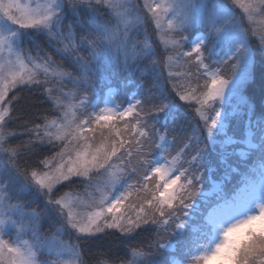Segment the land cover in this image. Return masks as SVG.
Returning a JSON list of instances; mask_svg holds the SVG:
<instances>
[{"label": "snow or ice", "instance_id": "snow-or-ice-1", "mask_svg": "<svg viewBox=\"0 0 264 264\" xmlns=\"http://www.w3.org/2000/svg\"><path fill=\"white\" fill-rule=\"evenodd\" d=\"M0 264H264V0H0Z\"/></svg>", "mask_w": 264, "mask_h": 264}, {"label": "trees", "instance_id": "trees-1", "mask_svg": "<svg viewBox=\"0 0 264 264\" xmlns=\"http://www.w3.org/2000/svg\"><path fill=\"white\" fill-rule=\"evenodd\" d=\"M153 31H154V29H153ZM157 43H159V42L157 41ZM41 44H42V46H44L47 49V45H46V43L43 40H41ZM26 46L27 47H32L31 42L30 41L27 42ZM48 50L50 51V49H48ZM159 51L161 53H163L164 52L163 47H161L159 49ZM68 70L70 71L71 69L69 68ZM105 74H107V73H105ZM169 88H170V86H169ZM106 91H107V89H105L104 93H101V95H104L105 93H107ZM253 91H254L255 99L258 101L259 100V87H258V85L255 87V89ZM121 99H124V97L121 96ZM101 104H102V102H101ZM101 104H100V106H101ZM98 110H99V108L96 109V111H98ZM24 138L26 139V137H24ZM67 190L68 189H65V191H67ZM75 191L77 193H81V192L84 191V188L82 186H77ZM29 199H32L34 201V204H38L40 206H42V204H43V201L39 200L36 197H29ZM47 227H48V222L45 223V228H47ZM63 239H68L69 240L70 237L67 234H65ZM121 247L122 246H120L118 244V242H115L113 240H103V241H93L92 243H90L87 246V250L89 252L95 253V252H99V251H107L109 248H111L113 251H117Z\"/></svg>", "mask_w": 264, "mask_h": 264}, {"label": "rangeland", "instance_id": "rangeland-1", "mask_svg": "<svg viewBox=\"0 0 264 264\" xmlns=\"http://www.w3.org/2000/svg\"><path fill=\"white\" fill-rule=\"evenodd\" d=\"M25 2H26V0H25ZM31 2H33V3H36V2H41V0H31ZM176 2L178 3L179 2V0H176ZM107 92V91H106ZM100 107H103V103L101 104V106ZM99 111V110H98ZM84 192V191H83ZM82 193V192H81ZM81 210H86V209H81ZM65 235V234H64ZM64 237V236H63ZM65 240H68V239H65Z\"/></svg>", "mask_w": 264, "mask_h": 264}]
</instances>
